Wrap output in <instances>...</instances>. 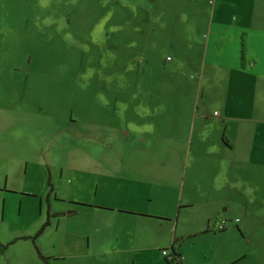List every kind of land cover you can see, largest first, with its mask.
<instances>
[{
	"label": "rangeland",
	"instance_id": "1",
	"mask_svg": "<svg viewBox=\"0 0 264 264\" xmlns=\"http://www.w3.org/2000/svg\"><path fill=\"white\" fill-rule=\"evenodd\" d=\"M243 12L264 15V0H0V264H19L18 256L28 253L63 264L52 259L62 255V225L75 218H52L47 208L67 214L76 209L69 198L121 200L114 198L121 192V166L112 178L95 161L121 158V150L109 149L105 128L121 122L122 99L133 111L147 109L139 102L141 83L171 92L181 77L177 49L184 56L192 49L189 59L196 61L194 49L206 40L211 15ZM194 16L208 21L194 22ZM192 73L196 80L192 70L187 77ZM167 212L176 235V227L180 232L186 225H179L177 208ZM47 214L52 225L34 244L19 239L34 236ZM220 215L211 225L241 219ZM101 259L97 264H123Z\"/></svg>",
	"mask_w": 264,
	"mask_h": 264
},
{
	"label": "crops",
	"instance_id": "2",
	"mask_svg": "<svg viewBox=\"0 0 264 264\" xmlns=\"http://www.w3.org/2000/svg\"><path fill=\"white\" fill-rule=\"evenodd\" d=\"M211 16L203 18L209 30L194 49L198 59L190 61L191 48L188 56L175 52L181 77L171 92L141 83L139 102L147 109L133 112L122 99L121 122L107 123L109 149L121 150V158L94 161L112 178L121 166V192L114 197L121 200L69 198L76 209L67 214L47 208L52 218H75L62 225V255L53 261L97 264L115 257L123 264L148 258L168 264L159 251L175 240L183 264H264V15ZM189 70L196 80L193 73L187 77ZM173 207L179 225H186L180 232L176 227V235V220L167 214ZM222 211L241 219L216 231L211 223ZM159 221L170 225L153 223ZM25 237L31 235L19 239L35 241ZM18 257L19 264H50L41 253Z\"/></svg>",
	"mask_w": 264,
	"mask_h": 264
},
{
	"label": "trees",
	"instance_id": "3",
	"mask_svg": "<svg viewBox=\"0 0 264 264\" xmlns=\"http://www.w3.org/2000/svg\"><path fill=\"white\" fill-rule=\"evenodd\" d=\"M48 225V220L43 224V226L40 228V230L34 235V236H31V237H25V238H30L32 240H35L37 238V236L42 232L43 228L45 226ZM175 243L176 241L174 240L171 244V246L168 248L170 250V253H171V259L168 260V258L164 257V259L166 260V262L168 264H183L182 263V259H181V255L180 253L178 252L176 246H175Z\"/></svg>",
	"mask_w": 264,
	"mask_h": 264
},
{
	"label": "built area",
	"instance_id": "4",
	"mask_svg": "<svg viewBox=\"0 0 264 264\" xmlns=\"http://www.w3.org/2000/svg\"><path fill=\"white\" fill-rule=\"evenodd\" d=\"M225 225H226V220L221 219V221L218 222L217 225H216L217 230L220 231V230L224 229ZM161 252H162V255L164 257L168 258V260L171 259V253H170V250L169 249H162ZM172 264H174V263H172Z\"/></svg>",
	"mask_w": 264,
	"mask_h": 264
}]
</instances>
